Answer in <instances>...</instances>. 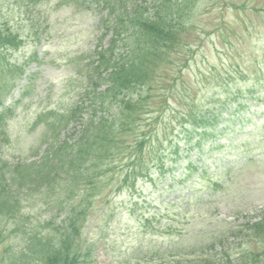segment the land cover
Returning <instances> with one entry per match:
<instances>
[{
  "label": "rangeland",
  "instance_id": "rangeland-1",
  "mask_svg": "<svg viewBox=\"0 0 264 264\" xmlns=\"http://www.w3.org/2000/svg\"><path fill=\"white\" fill-rule=\"evenodd\" d=\"M195 8L194 56L173 54L174 65L152 84L148 115L135 127L134 136L155 132L152 145L143 148L150 175L120 191L111 189L109 197L108 192L97 196L83 230L92 244L91 258L83 264H195L196 255L188 254L214 241L217 249L227 246L232 259L243 245L231 236V225L237 230L264 210V0H197ZM4 23L25 39L10 54V61L24 65L25 74L5 103L12 112L7 113L10 141L2 155L12 162L37 160L32 153L47 143L36 115L70 108L82 96L75 67L87 61L80 55L95 50L100 31L96 17L67 0H49L43 8L0 0ZM186 59L189 67L179 76ZM81 101L89 106L86 97ZM197 103L222 112L215 138L201 147L196 146L199 135L191 130L188 135L184 123V114ZM81 128L71 123L68 137L77 139ZM47 195L42 190L34 194L25 203L27 211L48 216ZM13 242L9 235L0 246V264H11L5 251ZM245 245L256 252L264 249L258 239ZM218 257L229 264L225 254Z\"/></svg>",
  "mask_w": 264,
  "mask_h": 264
},
{
  "label": "trees",
  "instance_id": "trees-1",
  "mask_svg": "<svg viewBox=\"0 0 264 264\" xmlns=\"http://www.w3.org/2000/svg\"><path fill=\"white\" fill-rule=\"evenodd\" d=\"M48 1L23 0L27 6L41 8ZM67 2L96 17L99 43L91 54L80 55L79 60L87 61H80L75 67V77L82 82L79 88L84 91L82 96L70 108L47 109L36 115L35 124L43 125L47 143L45 149L41 150L40 145L32 153L37 160L29 161L26 157L12 162L2 155L10 141L7 113L12 112V107L5 103L25 74L24 65L10 61V54L25 39L10 23L0 25V246L7 236L13 238L15 243L5 251L11 264L88 262L92 244L83 230L95 209L97 196L108 192L109 197L111 189L120 191L135 185L139 176L150 175L152 166L143 161L146 151L143 148L152 145L155 132L134 136V131L149 113L146 101L153 93V82L163 70L174 65L173 54L196 52L197 34L191 37L190 30L197 29L194 24L197 0ZM188 65L189 59L182 66L179 64V76ZM29 87V83L23 84L22 91ZM85 97L89 106L81 101ZM243 107L241 104L238 108ZM213 108L197 103L184 114L187 117L184 123L189 124L185 125L188 135L191 132L199 135L198 147L216 136V119L222 112ZM71 123L82 125L77 139L68 137ZM172 159L170 165L174 164ZM166 166L163 164L159 171ZM40 190L48 194L44 198L50 210L48 216L27 211L25 205ZM109 212L103 215L105 219ZM230 229L234 240L242 239L238 245L243 247L237 256L230 259V249L227 246L217 249L218 243L214 241L188 254L196 255L195 264H223L218 257L220 253L229 258V264H264V249L256 252L245 245L249 239H258L264 245V210L250 216L237 230L233 225Z\"/></svg>",
  "mask_w": 264,
  "mask_h": 264
}]
</instances>
